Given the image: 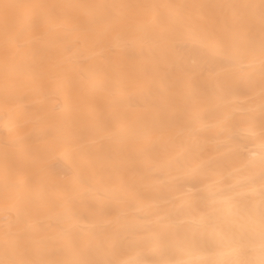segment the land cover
I'll list each match as a JSON object with an SVG mask.
<instances>
[{
    "label": "bare ground",
    "instance_id": "bare-ground-1",
    "mask_svg": "<svg viewBox=\"0 0 264 264\" xmlns=\"http://www.w3.org/2000/svg\"><path fill=\"white\" fill-rule=\"evenodd\" d=\"M0 264H264V0H0Z\"/></svg>",
    "mask_w": 264,
    "mask_h": 264
}]
</instances>
